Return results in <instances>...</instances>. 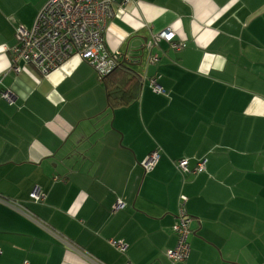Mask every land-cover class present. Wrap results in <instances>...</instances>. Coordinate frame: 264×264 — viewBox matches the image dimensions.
<instances>
[{
    "label": "crops",
    "instance_id": "1",
    "mask_svg": "<svg viewBox=\"0 0 264 264\" xmlns=\"http://www.w3.org/2000/svg\"><path fill=\"white\" fill-rule=\"evenodd\" d=\"M48 1L0 0V264H264V0H113L106 46L144 79L114 109L78 55L13 71L6 47ZM167 28L183 48L144 46ZM182 195L190 252L172 262Z\"/></svg>",
    "mask_w": 264,
    "mask_h": 264
},
{
    "label": "built area",
    "instance_id": "2",
    "mask_svg": "<svg viewBox=\"0 0 264 264\" xmlns=\"http://www.w3.org/2000/svg\"><path fill=\"white\" fill-rule=\"evenodd\" d=\"M130 0H125L128 3ZM113 15V0H49L40 10L33 25L28 28L18 26L16 43L6 47L12 53L13 71L20 72L19 62L34 65L43 74L61 66L73 55L86 60L103 80L121 62L136 64L139 58L130 56L120 50H110L105 43V31L109 19ZM175 32L167 28L146 41L144 46L152 49L162 40L169 41L176 49L185 46L184 42L174 40ZM152 62L159 60L158 54L151 56ZM151 85L156 92H165L156 78L151 79ZM2 96L10 99V92ZM159 150H154L146 159L144 166L151 170L160 161ZM178 168L184 172H200L208 170L207 161L200 160L197 167L191 171L187 159L178 162ZM31 196L36 202L45 199V193L36 188ZM187 196L180 197L177 221L173 231L177 235V244L167 250V256L172 262L184 260L190 252L189 237L191 235V216L186 209ZM123 201H118L115 209L124 207ZM112 246L121 251L127 250V244L122 240L110 239Z\"/></svg>",
    "mask_w": 264,
    "mask_h": 264
},
{
    "label": "trees",
    "instance_id": "3",
    "mask_svg": "<svg viewBox=\"0 0 264 264\" xmlns=\"http://www.w3.org/2000/svg\"><path fill=\"white\" fill-rule=\"evenodd\" d=\"M143 76L135 64L121 62L104 78L111 108L126 107L140 99Z\"/></svg>",
    "mask_w": 264,
    "mask_h": 264
}]
</instances>
